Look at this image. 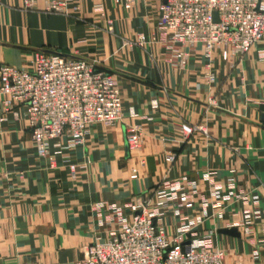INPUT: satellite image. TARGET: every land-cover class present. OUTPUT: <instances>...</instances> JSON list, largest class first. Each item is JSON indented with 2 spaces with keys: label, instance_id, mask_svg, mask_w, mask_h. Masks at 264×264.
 <instances>
[{
  "label": "crops",
  "instance_id": "1",
  "mask_svg": "<svg viewBox=\"0 0 264 264\" xmlns=\"http://www.w3.org/2000/svg\"><path fill=\"white\" fill-rule=\"evenodd\" d=\"M163 2L140 0L124 10L112 0H72L63 15L44 11L43 0L30 9L23 0H0V65L30 70L38 53L54 51L94 59L122 96L121 119L110 127L92 126L84 146L64 150V138L51 142L53 167L35 155L22 114L0 122V264H75L88 245L116 229L115 210L129 216L162 180L183 177L197 183L194 206L181 217L168 213V233L183 218H200L205 203L208 215L197 229L215 230L213 244L224 250V264H264V44L229 63L216 53L206 58L200 45L177 47L187 54L179 67L157 30ZM140 34L142 47L126 45ZM209 72L212 83L205 79ZM200 122L207 136L183 140L180 125ZM132 125L142 130L143 145L129 154L125 132ZM168 154L175 155L170 165ZM85 158L91 162L82 169ZM68 163L78 166L74 179ZM134 168L137 178L130 179ZM206 174L223 188L232 180L236 192L257 196L258 204L216 203ZM254 208L259 218L251 234L241 228L239 238L218 234Z\"/></svg>",
  "mask_w": 264,
  "mask_h": 264
},
{
  "label": "built area",
  "instance_id": "2",
  "mask_svg": "<svg viewBox=\"0 0 264 264\" xmlns=\"http://www.w3.org/2000/svg\"><path fill=\"white\" fill-rule=\"evenodd\" d=\"M124 10H130L140 0H112ZM25 8H32L37 0H23ZM44 11L66 15L72 0H43ZM73 9L78 10L77 6ZM96 9L102 14L101 6ZM214 16L216 21L214 20ZM108 27L111 22L107 21ZM157 30L164 38L168 49L174 53L179 67L186 63L187 54L177 47L196 45L202 47L204 56L210 60L217 54L223 63L240 62L250 50L264 44V0H164L158 8ZM154 41V39H151ZM144 35L126 45L142 47ZM264 59V53H260ZM208 67L211 64L207 65ZM208 83L214 74H205ZM156 108V102H152ZM24 117L30 131L35 155L48 159L50 144L64 138V150L84 146L90 128L96 124L110 127L122 116L121 92L112 78L97 70L94 59H80L59 51L40 52L30 70L0 65V122L8 115ZM182 139L195 133L207 136L206 125L181 124ZM128 153L141 150L142 130L137 125L128 126L125 132ZM175 160L174 154L165 157L167 164ZM85 158L81 168L90 164ZM143 165V161H139ZM76 164L68 163L70 176L74 179ZM130 179L137 178V170L131 171ZM203 180L210 187V195L216 203L243 201L258 204V197L236 192L230 180L226 187L217 184L209 174ZM197 183L183 177L162 180L152 196L143 203L131 207L129 216L115 210L118 225L109 237L85 248L84 258L75 264H224L225 252L213 244L215 230H198L207 217L206 204H202V216L196 220L183 218L173 235L167 231L164 218L171 213L181 217L184 211L193 209V195ZM155 199V203H153ZM259 218V210L243 213L242 220L233 228H241L251 234V224ZM231 229V228H229ZM258 252L253 251L256 259Z\"/></svg>",
  "mask_w": 264,
  "mask_h": 264
},
{
  "label": "water",
  "instance_id": "3",
  "mask_svg": "<svg viewBox=\"0 0 264 264\" xmlns=\"http://www.w3.org/2000/svg\"><path fill=\"white\" fill-rule=\"evenodd\" d=\"M214 20L216 21L215 16H214ZM261 121L264 122V114L261 116ZM125 150L128 153V149H127L126 145H125ZM218 234L225 235V236L232 237V238H239L240 237L236 228L222 229V230L218 231Z\"/></svg>",
  "mask_w": 264,
  "mask_h": 264
}]
</instances>
